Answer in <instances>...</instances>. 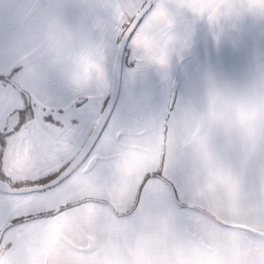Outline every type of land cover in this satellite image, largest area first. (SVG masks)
Instances as JSON below:
<instances>
[{
    "label": "crops",
    "instance_id": "0c3cea01",
    "mask_svg": "<svg viewBox=\"0 0 264 264\" xmlns=\"http://www.w3.org/2000/svg\"><path fill=\"white\" fill-rule=\"evenodd\" d=\"M80 36L72 45V53L68 52L70 59L66 72L63 71L66 83L63 79L56 85L59 92L62 88L66 91L52 98L61 104L57 111L37 105L36 118L21 130L13 131L17 122L15 110L28 99L21 100L23 95L3 82L8 87L0 93V135H4L0 136V181L12 188L42 184L63 171L85 143L105 107L114 60L109 53L101 59V44L91 41L90 32L85 31L81 39ZM126 62L124 56L117 103L88 159L54 188L25 195L0 192V232L13 218L49 212L84 199L107 200L117 213L131 212L118 217L104 203H83L54 217L6 229L0 242L2 251L12 249L16 258L34 256V249H30L37 239L43 250L38 257H47L54 251L87 257L99 255L102 243L110 240L119 247L130 246L127 258L120 249L110 252V256L122 257L114 264H264V235L228 228L204 214L180 208L170 187L159 178L147 179L138 205L131 210L143 179L159 168L183 203L208 211L215 207L216 211L221 198L211 181L213 160L219 155L215 150L217 141L204 140L212 125L200 116L202 107H193L189 122H179L186 107L179 96L181 83L176 85L174 99L173 79L155 83L159 90L151 91L148 80L142 79L143 74L127 73L130 69ZM45 113H51L55 119L45 121ZM61 130L67 138L48 134H59ZM152 131L155 143L143 141L142 137ZM60 146L72 149L61 152ZM225 220L235 227L242 226ZM92 225L103 226L99 232L101 236L106 233L103 240L91 230ZM0 256L7 254L1 255L0 251ZM48 263L45 259L42 264Z\"/></svg>",
    "mask_w": 264,
    "mask_h": 264
},
{
    "label": "rangeland",
    "instance_id": "374dc122",
    "mask_svg": "<svg viewBox=\"0 0 264 264\" xmlns=\"http://www.w3.org/2000/svg\"><path fill=\"white\" fill-rule=\"evenodd\" d=\"M145 2L0 0V74L6 75L19 67L13 80L28 93L27 99L57 111L61 104L52 98L66 91L62 88L59 92L56 85L63 79L66 83L63 71L66 72L70 59L68 52L72 53V45L79 36L81 39L85 31L90 32L91 41L101 44V59L109 53L113 61L124 31ZM219 3L229 11L264 15V0H219ZM213 4L217 0H154L125 53L130 69L126 71L143 74L142 79L148 80L151 91L159 90L155 83L163 84L170 79L173 87L181 83L179 96L186 107L178 121L189 122L193 107H202L200 116L212 125L204 140L217 141V132L223 129L236 149L224 156L222 162L219 155L213 160L211 181L221 200L216 211L215 207L209 210L225 221L242 225L237 227L264 235V34L248 30L233 36L224 28L213 30L206 24L193 30L184 18V9L203 13ZM211 11L215 16L219 7H211ZM173 27L175 32L171 33L169 29ZM7 87L0 82V93ZM63 131L48 134L67 138L61 135ZM153 133L144 135L142 140L155 143ZM65 149L72 147L60 146L61 152ZM215 150L218 151V144ZM10 223L3 225L0 237ZM102 228V225L91 226L100 240L106 235H99ZM34 242L30 249H34V256L21 258H16L12 249L3 252L2 244L1 255L7 257L0 256V264H42L45 259L48 264H114L122 257L110 256L111 251L120 249L124 258L130 251L129 245L119 247L108 240L102 243L99 255L85 257L54 251L47 257H38L43 252L42 246L36 243L37 239Z\"/></svg>",
    "mask_w": 264,
    "mask_h": 264
},
{
    "label": "water",
    "instance_id": "95a60500",
    "mask_svg": "<svg viewBox=\"0 0 264 264\" xmlns=\"http://www.w3.org/2000/svg\"><path fill=\"white\" fill-rule=\"evenodd\" d=\"M154 0H146L142 8L136 13L126 30L124 31L115 55L114 64H113V73H112V86L109 98L103 108L100 116L98 117L91 133L89 134L88 138L86 139L85 143L81 147V149L77 152L74 158L70 161L67 168L54 177L53 179L39 185H33L29 187H21V188H12L9 185L2 183L0 181V192L9 195H25V194H32L38 193L42 191H46L48 189L54 188L58 186L60 183L65 181L71 174H73L89 157L91 151L93 150L95 144L97 143L99 137L101 136L113 110L117 103L119 92L121 88V80H122V71H123V62L124 56L126 53V48L129 44V41L145 16L151 10ZM176 94V85H174L173 89V99ZM29 97L28 95L26 96ZM93 162L90 163V166ZM10 228L9 225L4 227V231ZM3 231V233H4ZM1 234V236L3 235ZM2 238V237H0ZM1 242V239H0Z\"/></svg>",
    "mask_w": 264,
    "mask_h": 264
},
{
    "label": "clouds",
    "instance_id": "9594fccd",
    "mask_svg": "<svg viewBox=\"0 0 264 264\" xmlns=\"http://www.w3.org/2000/svg\"><path fill=\"white\" fill-rule=\"evenodd\" d=\"M217 6L219 7V12L213 16L211 7ZM211 7L207 8L203 13L184 9V18L193 30L200 24H206L212 26L213 30L224 28L233 36L242 34L248 30L259 31L264 34V15L247 11H229L225 5L219 3V0H217V4H213ZM169 31L174 33L175 28H170ZM217 144L221 162L224 156L236 149V146L229 140L223 129H219L217 132Z\"/></svg>",
    "mask_w": 264,
    "mask_h": 264
},
{
    "label": "trees",
    "instance_id": "16d2710c",
    "mask_svg": "<svg viewBox=\"0 0 264 264\" xmlns=\"http://www.w3.org/2000/svg\"><path fill=\"white\" fill-rule=\"evenodd\" d=\"M126 52H127V48H126ZM11 85L15 89H17L19 91V93H21L22 95H24V96L28 95V93L17 82H15L14 80L11 81ZM151 176H154L156 178L161 179L163 182H165L170 187V189L173 192V196H174L175 202L177 203V205L180 208H184V209H188V210H192V211H196V212H199L201 214H204V215H206L207 217H209L210 219H212L213 221L217 222L218 224H220L222 226H225V227H228V228L241 229L243 231L248 232L247 229L240 228V227H235L232 224L224 222L219 217H217L215 214L211 213L210 211H208L206 209H203V208H201L199 206H196V205H189V204L181 202L179 200L177 194H176L174 185L167 178H165L163 176L162 168H159V170L157 172H155L153 174H150V175H147L143 179L142 183L140 184V186L137 189L135 203H134V206H133V208L131 210H134V208L138 205L142 190H143V188L145 186V183H146L147 179L149 177H151ZM87 202L104 203V204L108 205L113 210V213L116 216H118V217H124V216L128 215L131 212V211H129V212L124 213V214H119L113 209L112 205L110 203H108L107 201H105V200H101V199H84V200L68 203L66 205L60 206L57 209L49 211V212H44V213H39V214H35V215L19 217L21 219L18 222H14V220H12L10 224H11V227H12V226H15V225L23 224V223H25L27 221H31V220H36V219H40V218L54 217V216L60 214L61 212L65 211L67 209L79 206V205H81L83 203H87ZM10 224H8V225H10Z\"/></svg>",
    "mask_w": 264,
    "mask_h": 264
},
{
    "label": "snow or ice",
    "instance_id": "6c2138e0",
    "mask_svg": "<svg viewBox=\"0 0 264 264\" xmlns=\"http://www.w3.org/2000/svg\"><path fill=\"white\" fill-rule=\"evenodd\" d=\"M20 68L16 67L8 74H0V82H6L11 84V81L15 78V76L19 73ZM23 99V97H22ZM17 122L13 131L21 130L25 124H27L30 120L35 119L37 116V105L34 100H24L23 106L18 110H15ZM43 119L47 122L53 121L55 118L51 115V113H45ZM10 138V137H9ZM4 143H7V139H4ZM21 218H13L14 222H18ZM11 227V224L9 225Z\"/></svg>",
    "mask_w": 264,
    "mask_h": 264
},
{
    "label": "flooded vegetation",
    "instance_id": "af4514ba",
    "mask_svg": "<svg viewBox=\"0 0 264 264\" xmlns=\"http://www.w3.org/2000/svg\"><path fill=\"white\" fill-rule=\"evenodd\" d=\"M27 98V97H26ZM1 137H4V135H0ZM1 144H0V149H1ZM56 177V176H55ZM51 180V179H50ZM49 181V180H48ZM47 182V181H46ZM43 184V183H42ZM39 185V184H38ZM33 186V185H32ZM27 187H29V186H27ZM33 194V193H32ZM13 227V226H12Z\"/></svg>",
    "mask_w": 264,
    "mask_h": 264
}]
</instances>
